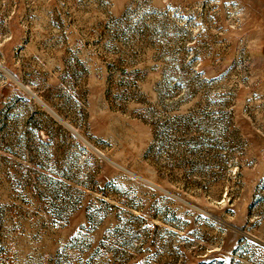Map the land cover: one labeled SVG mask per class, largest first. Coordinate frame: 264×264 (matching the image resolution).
Here are the masks:
<instances>
[{
	"label": "rangeland",
	"instance_id": "rangeland-1",
	"mask_svg": "<svg viewBox=\"0 0 264 264\" xmlns=\"http://www.w3.org/2000/svg\"><path fill=\"white\" fill-rule=\"evenodd\" d=\"M0 264H264V0H0Z\"/></svg>",
	"mask_w": 264,
	"mask_h": 264
}]
</instances>
